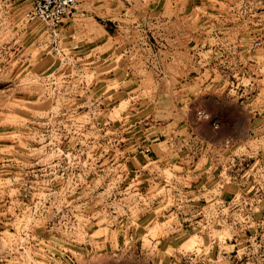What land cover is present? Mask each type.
I'll use <instances>...</instances> for the list:
<instances>
[{
    "label": "rangeland",
    "instance_id": "obj_1",
    "mask_svg": "<svg viewBox=\"0 0 264 264\" xmlns=\"http://www.w3.org/2000/svg\"><path fill=\"white\" fill-rule=\"evenodd\" d=\"M31 1L0 0V264H264V0Z\"/></svg>",
    "mask_w": 264,
    "mask_h": 264
},
{
    "label": "built area",
    "instance_id": "obj_2",
    "mask_svg": "<svg viewBox=\"0 0 264 264\" xmlns=\"http://www.w3.org/2000/svg\"><path fill=\"white\" fill-rule=\"evenodd\" d=\"M81 0H32L29 9L26 12L28 20H41L51 25L59 24L64 17L71 13L78 2ZM264 40L254 42L256 46H261ZM203 118H208V114L199 111ZM214 126H216L214 124ZM188 261V258L185 260Z\"/></svg>",
    "mask_w": 264,
    "mask_h": 264
}]
</instances>
